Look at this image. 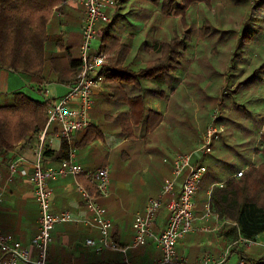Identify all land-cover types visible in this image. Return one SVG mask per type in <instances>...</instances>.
I'll use <instances>...</instances> for the list:
<instances>
[{
	"label": "trees",
	"instance_id": "obj_1",
	"mask_svg": "<svg viewBox=\"0 0 264 264\" xmlns=\"http://www.w3.org/2000/svg\"><path fill=\"white\" fill-rule=\"evenodd\" d=\"M64 1L0 0V67L17 73L29 86L39 92L44 91V84L71 83L75 80L79 70L81 31L79 30L77 33L72 30L73 34L69 32V35H65L63 30L55 29L53 30V36L50 33L51 21L58 26L65 24L70 27L72 25L66 18V9L70 7H65ZM121 1L124 4L128 2L131 4L129 10L137 3L136 0H119L114 9V15ZM258 1L264 4V0H253L251 7ZM149 2L160 10L162 15L170 18V26L173 29L176 24L183 25V23H186L187 8L197 2H203L205 5L210 6L211 0H149ZM56 8L58 9L56 10ZM129 10L127 14L132 11ZM176 17L179 18V22L175 23ZM81 23L82 19L79 27H81ZM111 24L112 22L97 25L98 49L110 55L104 67L105 79L102 84V86L105 84L104 87L108 91L106 94L103 93L101 99L97 100L95 111L93 101V109H90L89 114L95 119V122L92 124L93 126L86 128V133L82 139L84 141L86 138V143L99 137L101 126L118 130L120 139L116 140L117 144L120 142L121 137L127 139L135 136L133 127L140 126V133L145 136L160 125L163 120V112L160 109H150L148 112L136 113L134 105L128 111H114L111 105H114L116 101L133 103L137 98L130 96L125 90L130 86V83L135 84L136 82L139 84V78L143 74L151 73L156 76L172 67L176 69L185 48L183 43L188 38L187 32L184 35H178L174 32V29H171L173 32H167V36L161 41L156 39L153 44L148 45L146 43L145 46L138 47L133 52L125 39L110 32ZM75 38L77 40H74ZM150 52L152 55H149ZM258 58L261 59V62L255 64L250 73L244 74L241 79L234 83L231 80L233 74H230V72L235 66L236 59L238 60V55H233L228 66L230 69L227 78L229 84L220 90V93L210 105V107L215 106L218 108L220 112L219 122L226 127H228V124H240V127L233 128L234 131L238 132L232 136L241 137L244 140L233 146L227 145L226 147H229L227 153H214L217 146L213 145L211 152L207 154L210 160L195 156L192 160L194 166L205 165V175H207L211 167L223 171L232 164L230 162L232 159L238 161L245 154L255 155L253 161L250 160L244 167H236L227 177L205 186L204 191L199 192L198 190L196 195L199 210H202L204 205L209 203L211 211L220 220H227L236 224V226L232 224L225 225L222 228V235L227 238L225 247L232 244L233 250L238 247L237 240L239 236L255 241L260 234L264 233V96H261V93L258 97L255 95L259 87V80L262 79L261 76L264 74V52ZM136 59H139L140 62H134ZM120 80L124 81L121 82ZM114 88L119 91L114 90ZM242 93H246V96L242 97ZM7 100L4 103L0 102V167H7L8 160L5 159V154L8 151L13 150L23 139L39 134L46 124L45 100L33 98L22 90L12 92ZM258 101L262 103L257 104ZM255 103L257 107L260 106L259 111L263 114L260 115L259 123L256 125L255 136L246 139L250 131L249 128H245L246 124L243 126L242 121L257 118L255 113H252L246 107L247 105L254 106ZM102 105L109 106L110 111L102 112L100 109ZM210 107H205L204 110L203 129L209 122L210 110L208 109ZM100 114L103 115L102 119L99 118ZM185 122L186 128H184L182 138L186 140L188 145L186 151H190L199 142V134L196 129L201 125L199 122L196 125L193 118L189 119L187 115L185 116ZM55 131H57V128L48 133ZM189 131H191L192 143L188 142ZM89 134H93L92 137ZM221 135H225L223 136L224 140L227 139L228 134ZM120 147L122 145L116 149ZM230 150L232 153H230ZM67 151L68 144L63 140L61 150L58 153L49 150L45 144L42 155L53 156L59 160L66 156ZM212 151L214 152L212 153ZM203 154L201 153V155ZM230 157L232 158L230 159ZM219 162H222L221 169H219ZM172 169L173 165L170 170L171 173ZM242 169V174L236 176L235 174ZM180 177L183 179V175L178 178ZM78 181L90 195L98 199L100 194L94 183L88 181L84 176H78ZM164 182L165 179L159 192ZM219 183H222V185H216ZM175 184L174 190L176 191ZM98 201L104 206L101 200L98 199ZM76 225L84 226L81 223H76ZM85 227L87 229L91 228L89 226ZM82 237L83 234L74 244L71 243L70 247L64 248V251L68 254L73 251L76 256V252H78L79 256L85 258L95 257L98 258V261H103L101 260L103 258L102 254L91 256L86 252L82 244ZM54 248L59 249V242L54 245ZM243 251L247 254V257L243 256L246 260L245 264H264V246L254 245ZM95 258L92 260H95ZM119 264L121 263L119 262Z\"/></svg>",
	"mask_w": 264,
	"mask_h": 264
},
{
	"label": "crops",
	"instance_id": "obj_2",
	"mask_svg": "<svg viewBox=\"0 0 264 264\" xmlns=\"http://www.w3.org/2000/svg\"><path fill=\"white\" fill-rule=\"evenodd\" d=\"M122 2L123 1L120 2L117 12L113 16L111 22H113L118 10L124 4V2ZM136 2L137 3H135L130 10L136 8L137 4H150L149 0H136ZM67 6L70 8L66 9V18L69 23L72 24V29L71 26L69 27L65 24L58 26L51 21V36H53V30L55 29L63 30L65 35H69V32H72V30H74L73 32H79V26L83 15L82 8L77 5H66L65 7ZM124 6L127 8L125 14L134 18L133 25L129 27L131 31H123V39H125L131 46L133 52L136 48L141 47V42L147 41L148 39L153 40V42L156 39L161 41L167 36L166 33L171 31L170 28H164L165 30L162 28L163 31L161 33L154 32V30V33H146L147 26L144 24L142 27L141 22L144 18H147V16L143 13L130 11L128 9L131 6L129 2L124 4ZM58 8H56V10ZM128 10L130 11V14H127ZM120 30L121 28L116 29L117 32H120ZM74 40H77V38ZM147 44L150 45L149 43ZM235 54H237V51H232L230 58ZM134 62L139 63L140 60L136 59ZM260 62L261 59L258 57H252L250 62L243 59L235 62V66L230 72V74H233L231 80L235 83L237 80L241 79L244 74L250 73L254 68V65ZM177 64L178 66H181V61L179 60ZM229 71L230 69L227 65L223 73L225 78L224 85L222 86L223 88L229 84L227 79ZM170 72L175 73L177 71L172 67ZM161 75L162 74L155 76V74L151 73L143 74L139 78V84L136 82L135 84L130 83V86L125 90L130 96H135L137 98L133 103L128 101H116L114 105H111L113 106L112 109L114 111H128L134 105L136 107V113L148 112L150 109H160L163 112V120L152 132L143 136L140 133V126L133 127V129H135V136L127 139L126 137H121L120 142L116 144V140L120 139L118 130L116 128L110 129L101 126L99 129V137L91 140L89 143L85 142L86 138L82 141L86 129L73 133L70 140L71 146L75 152V162L80 164L85 172L94 171L103 166H108L109 168L110 180L112 181H110L109 184L108 195H99L98 199L104 204L103 207L106 209V216L111 221L109 229L110 239L120 246H127L132 241L133 230L131 226L134 214L136 212H142L146 206L147 200L150 197L158 195L163 180L168 178L171 174L170 170L174 156L179 153L191 152L186 151L188 145L186 140H183L182 138L184 128H186L185 116L187 107L184 105V99L181 96H176V91L174 90V87L178 89L185 83L186 75L182 74V80L180 75L178 78L177 76H169V74L161 78ZM158 76H160V84H163V86L165 85L166 87L158 88L159 86L153 83L157 80L156 77ZM120 81L122 82L124 80ZM50 84L51 91H54V94L50 93V96L54 99H59L67 92L66 84ZM27 85V82L17 73L0 67V98L7 94L5 96V99H7L12 92L18 90L23 91V87H27ZM104 85L96 90L93 95L94 111L97 100L101 99L103 93L106 94L108 91ZM165 88L168 92L165 91ZM114 90L118 89L114 88ZM241 96H246V93H242ZM154 100H156V103H161L157 108L151 107L154 105ZM91 109H93V104ZM100 109L102 112L110 111V107L106 105H102ZM102 114L99 115L100 119L103 118ZM189 114L194 120V114L190 112ZM90 119L91 126H93L92 124H94L95 119L91 115ZM57 127L58 126L54 125L52 130ZM196 130L199 134V142L197 144V146H199L201 141V128L197 127ZM55 133L56 131L53 132V135ZM190 133L191 131L188 132V142L192 143ZM48 134L52 135V133ZM92 135L93 134H89L90 137H92ZM36 137L37 135H33L25 138L13 150L8 151L5 154V159L8 160V164L17 158H21L20 167L27 170V174H30L34 161V150L37 143ZM96 145H102L103 149ZM121 145L123 148H118L120 151L116 152L113 157H105L106 146L108 152L112 155L113 151L118 150L116 148ZM61 146L62 140L59 139H54L51 144H46V147L49 150L57 153L61 150ZM139 147L143 148V150ZM145 148H149V151H145ZM195 148L192 149L194 150ZM134 150H140L139 153H141V155L136 158V161L141 160L143 162V164H130L131 168H138L137 172H125L123 170L113 171L111 169L109 166L110 161L121 162L126 166L125 163L131 160V154ZM160 151L162 162L165 164L158 169L153 161L156 158L155 154ZM60 159L57 160L53 156L49 157L42 155V162L46 167L57 166ZM0 175V188H5L3 202L0 205V231L3 234L9 233L14 235L24 245H28L31 237L37 230L39 212L34 197L33 187L28 181L27 175L24 176L19 172H16L10 177L8 165L7 167H0ZM134 175L138 176V179H135ZM79 176H84L90 181L85 175ZM49 184L53 190L52 210L54 212L69 211L75 217L90 216L86 208L83 193L79 188V186L82 185L78 181V176L75 177L68 175L50 181ZM181 185L182 177L178 178L176 181L175 188L177 192L180 190ZM98 199L96 198V201L100 204ZM165 205L166 202L164 201L154 216L151 225L154 233L162 231L166 226L167 210ZM193 211L195 216L193 227L195 229L180 238L176 245L177 254L184 257L188 264H194L204 253L207 252L216 257L219 256L227 243V238L222 235V228L225 225H233V223H230L227 220H220L214 212H211L207 217H204V207L202 210L197 208L196 196L194 199ZM53 229V234L51 231L52 243L49 246L48 252L50 264H119V262L121 264H126L123 261L122 255L118 251L107 249L96 253L91 246L85 244L87 238L98 237V231L95 228L87 229L85 226H78L76 223L74 224V222H71L57 224ZM82 234V244L85 247L86 252L91 256L102 254L103 258L101 260L103 261H98V258L95 257H93L95 260H92L93 258L79 256L78 252H76V256L73 254V251L69 252L70 254L64 251V248L70 247L71 243L74 244ZM263 234L264 233L260 234L257 238H262L261 236ZM56 241L59 242V249L54 248V245L57 243ZM262 241H264V238H262ZM251 247L246 248L242 243H238L235 253L229 257L225 264H237L240 256L247 257V254L243 250H248ZM32 254L34 255V251ZM127 256L131 264H152L161 257V252L154 245L153 240L147 238L144 246L137 249H128Z\"/></svg>",
	"mask_w": 264,
	"mask_h": 264
},
{
	"label": "built area",
	"instance_id": "obj_3",
	"mask_svg": "<svg viewBox=\"0 0 264 264\" xmlns=\"http://www.w3.org/2000/svg\"><path fill=\"white\" fill-rule=\"evenodd\" d=\"M118 2L119 0H65L63 2L64 5H77L82 8L80 66L75 80L66 84L67 92L59 99L50 96L46 88L48 84L43 85L46 124L36 137L37 143L30 174L20 167L21 158L8 164L10 177L16 172L28 176L39 212L37 230L28 245H24L12 234H3L0 231V264H50L48 252L52 243L51 231L57 224L67 222L81 223L95 228L98 231V237L87 238L85 244L91 246L96 253L107 249L118 251L126 264H131L127 256L128 249L145 245L147 238H151L154 245L161 251V257L152 264H188L184 257L177 254L176 245L180 238L195 229L193 227L194 199L206 173V166H194L192 160L195 152L210 153L214 141L224 131V126L218 119L220 112L217 107L209 113V122L201 133L199 146L193 152L179 153L174 156L171 176L165 179L161 191L157 196L147 200L142 212L134 214L133 239L127 246H120L110 239L111 221L106 216V209L83 186L79 188L83 193L89 217H75L69 211L54 212L52 210L53 190L49 182L68 175L75 177L85 175L94 182L100 195H108L110 184L108 166L85 172L83 167L75 162V152L70 140L73 133L91 126L89 111L93 104V95L103 84L104 67L110 57L108 53L92 46V41L96 38L97 25L111 22ZM54 125L58 126L57 131L54 135L53 133L49 135L48 132ZM54 139L65 140L68 151L57 166L46 167L42 162L43 147L47 143L51 144ZM242 172L243 169L235 175L240 176ZM181 175H183L182 185L177 192L174 190V184ZM216 185L221 186L222 183ZM4 190V187L0 189V205L3 202ZM164 201L167 223L162 231L154 233L151 225ZM204 211V217L211 214L209 203L204 205ZM233 225L236 226L235 223ZM237 243H242L246 248L254 245L264 246V241L258 238L254 241L241 236L238 237ZM235 251L231 244L226 246L217 257L209 252L204 253L194 264H225ZM245 263L243 256H240L237 264Z\"/></svg>",
	"mask_w": 264,
	"mask_h": 264
},
{
	"label": "rangeland",
	"instance_id": "obj_4",
	"mask_svg": "<svg viewBox=\"0 0 264 264\" xmlns=\"http://www.w3.org/2000/svg\"><path fill=\"white\" fill-rule=\"evenodd\" d=\"M252 1L253 0H211L210 6L205 5L203 2L194 3L191 7L187 8L186 23H183V25L176 24L173 28L175 30L174 32L178 35H184L185 32H187L188 38L183 43L185 50L182 51L183 55L180 57L181 66H176L177 72H170V68L168 71L161 73V78L168 74L169 76H177V78L180 75L182 80V74L186 75L185 83L178 89L174 87V90L176 91L175 95L178 97L181 96L184 99V105L187 107L186 115L189 119H191L189 112L194 114L196 125L198 122L201 125L200 134L206 128L203 129L204 121L202 120L205 115V107L208 108L212 105L211 102L215 100V97L223 88L222 86L225 82L223 73L227 65L229 66V63L231 62L230 55L232 51H237L238 60L236 62L241 59L250 62L252 57H261V54L264 52V4L258 1L253 7H251ZM126 11V6L122 5L110 25V32L119 35L122 38L124 37L123 31H131L129 27L134 23L133 17L130 15L125 16ZM132 12L143 13L147 16V18H144L141 22L142 27L144 24L147 26L146 33H161L164 28L172 29L169 22L170 18L162 15L160 10L155 8L151 3L146 5L137 4ZM174 21L175 23L179 22V18L176 17ZM118 28H121L120 32L116 31ZM172 30L171 33L173 32ZM146 43L153 44V40L148 39L147 41L141 42V47L145 46ZM98 45L99 40L94 38L92 46L97 48ZM149 55H152V53L150 52ZM263 76L264 74L261 76L262 79L259 80V87L255 93L257 97L259 93H261V96H264ZM156 78L157 80L153 83L159 86L158 88L166 87L165 85L163 86V84H160V76ZM46 88L48 89L49 94H54V91H51L50 83ZM23 91L33 98L39 100L45 99L43 91L39 92L37 89L28 85L27 87H23ZM165 91H167L166 88ZM6 95L1 96V103L8 101L5 99ZM260 103L262 102L258 101L257 104ZM159 104L161 103H156V100H154V105L151 107L157 108ZM253 105L254 106L247 105L246 107L249 108L252 113H255L257 118H249L248 120L242 121L243 126L246 124L245 128H249L250 131L246 136V139L255 136L256 125L259 123L260 115L263 114V112L259 111V105L258 107L256 106V103ZM213 108H215V106L210 107L208 110L211 112ZM239 125V123H236L235 125L228 124V127H226L223 124L224 131L221 134H228L227 139L224 140L223 136L225 135L220 134L213 144L217 146L218 151L216 149L215 152L212 151V153H227L229 151V147H226L227 145L233 146L244 140V138L232 136L238 132L234 131L233 128L240 127ZM226 128H228L227 131ZM96 146L103 149L102 145ZM139 148L143 150V148ZM144 150L149 151V148H145ZM194 150L192 149L190 151L193 152ZM118 151H120V149L116 151L114 150L112 155H110L106 146L105 157H113ZM139 152L140 150H134L132 152L131 160L125 163L126 166L121 162L112 161H110L109 166L113 171L123 170L125 172H137L138 168H131L130 164H143L141 160L136 161V158L141 155ZM230 153H232L231 150ZM155 156L156 158L153 163H155L156 168L160 169L165 164L162 162L161 151L157 152ZM194 156L204 157L205 159L210 160V157L207 154L201 155V153L195 152ZM231 158L232 157H230V159ZM254 159V154H245L243 157H240L238 161L232 159L230 161L232 164L223 171L215 170L212 167L209 168L207 175L204 176L199 185V192L204 191L205 186L227 177L236 167H244L250 160L253 161ZM214 163L216 162L214 161ZM218 164L219 169H221L222 162H219ZM134 178L138 179V176L134 175ZM261 237L264 238V234ZM262 238H259V240L261 241Z\"/></svg>",
	"mask_w": 264,
	"mask_h": 264
}]
</instances>
